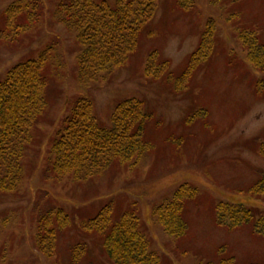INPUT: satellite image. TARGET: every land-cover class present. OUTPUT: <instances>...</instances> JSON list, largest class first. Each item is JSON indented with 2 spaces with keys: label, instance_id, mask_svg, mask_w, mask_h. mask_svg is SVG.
Instances as JSON below:
<instances>
[{
  "label": "rangeland",
  "instance_id": "374dc122",
  "mask_svg": "<svg viewBox=\"0 0 264 264\" xmlns=\"http://www.w3.org/2000/svg\"><path fill=\"white\" fill-rule=\"evenodd\" d=\"M41 1L42 18L28 42L12 48L0 43V76L56 43L46 69L47 107L25 148L21 182L15 191L0 193V222L5 223L0 224V264H72L76 245L85 249L77 264H113L100 237L84 231L87 220L107 207L112 224L126 212L138 216L158 264H218L227 259L233 264H264V236L254 234L250 225L234 231L218 226L215 211L216 204L224 202L264 213V199L246 193L264 172V157L256 152L264 143V73L246 62L239 41L243 32H250L264 43V0H193L187 11L179 10L175 0H158L129 63L87 86L77 80L80 46L75 36L54 21L60 0ZM16 2L0 0V29L5 8ZM209 20L216 31L213 52L188 85L176 89L173 81L186 68ZM152 52L169 66L163 77L144 76ZM78 98L92 101L103 127L110 126L119 102H142L145 113L152 115L143 136L151 150L98 177L54 179L52 140ZM182 184L195 187L198 195L184 209L186 236L175 239L151 213ZM50 208L62 209L69 222L57 232L54 254L44 257L36 250L35 227Z\"/></svg>",
  "mask_w": 264,
  "mask_h": 264
},
{
  "label": "trees",
  "instance_id": "16d2710c",
  "mask_svg": "<svg viewBox=\"0 0 264 264\" xmlns=\"http://www.w3.org/2000/svg\"><path fill=\"white\" fill-rule=\"evenodd\" d=\"M158 0H60L54 11V21L75 36L80 50L77 54V80L87 86L101 74H110L126 66L137 51L140 34L147 28L157 10ZM179 10L193 7V0H175ZM43 13L41 0H17L2 14L0 43L12 48L25 45L40 23ZM215 25L209 20L201 34L199 45L189 57L183 73L173 81L176 89L185 88L191 76L206 62L214 49ZM246 62L264 73V43L256 34L243 32L239 36ZM52 43L35 57L20 60L0 76V193L13 192L22 179L21 162L25 148L32 141V129L44 114L45 93L49 85L47 65L54 51ZM169 66L159 62L152 52L144 64V76L163 77ZM258 91L261 89L258 86ZM203 113L202 117H206ZM152 118L145 113L143 103L136 99L119 102L110 115V126H101L94 113L93 103L78 98L52 140L54 159L51 175L54 179L70 176L75 181L103 175L109 168L139 159L151 150L144 142L146 123ZM256 152L264 157V143ZM247 195L264 199V172L249 187ZM198 190L189 184L178 186L169 201L155 206L152 218L163 232L172 238L186 236L188 224L184 219L187 203L196 199ZM216 223L228 231L250 225L254 234L264 236V213L243 205L218 202ZM110 208L102 209L87 220L84 231L98 235L102 248L113 264H158L149 252V241L141 231L138 216L126 212L117 223L110 220ZM69 222L62 209L50 208L36 222L35 245L39 254L51 257L55 252L56 235ZM1 225L5 224L0 222ZM224 253V248L219 249ZM72 264L85 255L76 245L71 249ZM218 264H233V259Z\"/></svg>",
  "mask_w": 264,
  "mask_h": 264
}]
</instances>
